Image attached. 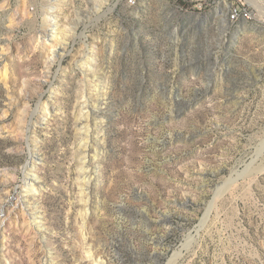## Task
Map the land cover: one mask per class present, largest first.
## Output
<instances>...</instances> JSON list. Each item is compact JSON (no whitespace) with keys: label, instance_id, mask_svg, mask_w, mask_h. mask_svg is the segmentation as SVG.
Segmentation results:
<instances>
[{"label":"rangeland","instance_id":"rangeland-1","mask_svg":"<svg viewBox=\"0 0 264 264\" xmlns=\"http://www.w3.org/2000/svg\"><path fill=\"white\" fill-rule=\"evenodd\" d=\"M182 1L0 0V264H264V0Z\"/></svg>","mask_w":264,"mask_h":264},{"label":"built area","instance_id":"built-area-1","mask_svg":"<svg viewBox=\"0 0 264 264\" xmlns=\"http://www.w3.org/2000/svg\"><path fill=\"white\" fill-rule=\"evenodd\" d=\"M128 5H133L136 0H126ZM225 14V18L229 23H236L242 19H249L252 17V11L245 5L239 3V1L231 0L230 2H224L223 8L220 10Z\"/></svg>","mask_w":264,"mask_h":264},{"label":"bare ground","instance_id":"bare-ground-1","mask_svg":"<svg viewBox=\"0 0 264 264\" xmlns=\"http://www.w3.org/2000/svg\"><path fill=\"white\" fill-rule=\"evenodd\" d=\"M256 2V1H255ZM255 2H252V0H251V3L253 4V3H255ZM100 6V5H99ZM261 6V7H260ZM262 10V12H261V10ZM258 10H260V12L261 13H264V3H261V5H259V9ZM260 13V14H261ZM52 35H51V37L52 38H54L55 37V34L54 33H51ZM42 41L44 42V43H46V44H50V41L48 40V38L46 37H43L42 38ZM81 107H82V105H81ZM83 107L85 108V111H84V113H83V120L84 121H86V122H84V124L87 126L88 125V119H89V115H90V112L88 111V109H87V106H86V104L84 103V105H83ZM84 110V109H83ZM44 111L45 112H47L48 111V107H47V105H45L44 106ZM86 150H88V147L86 146ZM85 152H87V151H85ZM31 179L32 180H35L36 179V177L34 176V175H32V177H31ZM28 181V184H29V188H31L32 190H34V188H35V186H34V181ZM40 221V220H39Z\"/></svg>","mask_w":264,"mask_h":264},{"label":"trees","instance_id":"trees-1","mask_svg":"<svg viewBox=\"0 0 264 264\" xmlns=\"http://www.w3.org/2000/svg\"><path fill=\"white\" fill-rule=\"evenodd\" d=\"M179 4L181 5V6H186V3L184 2V1H182V0H179Z\"/></svg>","mask_w":264,"mask_h":264}]
</instances>
